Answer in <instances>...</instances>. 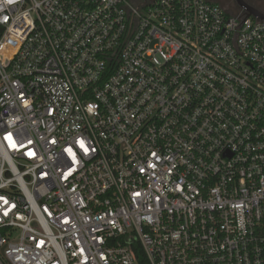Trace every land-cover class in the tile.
I'll list each match as a JSON object with an SVG mask.
<instances>
[{"label": "built area", "instance_id": "built-area-1", "mask_svg": "<svg viewBox=\"0 0 264 264\" xmlns=\"http://www.w3.org/2000/svg\"><path fill=\"white\" fill-rule=\"evenodd\" d=\"M0 264H264V20L0 0Z\"/></svg>", "mask_w": 264, "mask_h": 264}, {"label": "water", "instance_id": "water-1", "mask_svg": "<svg viewBox=\"0 0 264 264\" xmlns=\"http://www.w3.org/2000/svg\"><path fill=\"white\" fill-rule=\"evenodd\" d=\"M234 2L238 7L245 10V18L252 16L259 20H264V13L248 4L245 0H234Z\"/></svg>", "mask_w": 264, "mask_h": 264}, {"label": "rangeland", "instance_id": "rangeland-1", "mask_svg": "<svg viewBox=\"0 0 264 264\" xmlns=\"http://www.w3.org/2000/svg\"><path fill=\"white\" fill-rule=\"evenodd\" d=\"M217 3H219L220 5H222L223 7L225 8H229V9H232V4L234 7H237L236 3L234 2V0H215ZM246 2L249 3L252 2V3H255L256 5L264 8V0H245Z\"/></svg>", "mask_w": 264, "mask_h": 264}, {"label": "crops", "instance_id": "crops-1", "mask_svg": "<svg viewBox=\"0 0 264 264\" xmlns=\"http://www.w3.org/2000/svg\"><path fill=\"white\" fill-rule=\"evenodd\" d=\"M215 3H217L215 0H213ZM248 3V2H247ZM219 4V3H218ZM248 4H250L251 6H253L254 8H256V9H258L259 11H261L262 13H264V8H262V7H260V6H258V5H256L255 3H252V2H250L249 1V3ZM220 5V4H219ZM222 6V5H221ZM232 7H233V4H232Z\"/></svg>", "mask_w": 264, "mask_h": 264}, {"label": "trees", "instance_id": "trees-1", "mask_svg": "<svg viewBox=\"0 0 264 264\" xmlns=\"http://www.w3.org/2000/svg\"><path fill=\"white\" fill-rule=\"evenodd\" d=\"M139 258H140V260H141L140 262H141V263H143V260L141 259V257H140V256H139Z\"/></svg>", "mask_w": 264, "mask_h": 264}]
</instances>
